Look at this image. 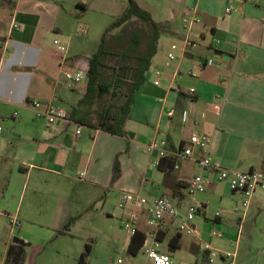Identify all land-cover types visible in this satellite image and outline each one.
Returning a JSON list of instances; mask_svg holds the SVG:
<instances>
[{"label":"crops","instance_id":"obj_1","mask_svg":"<svg viewBox=\"0 0 264 264\" xmlns=\"http://www.w3.org/2000/svg\"><path fill=\"white\" fill-rule=\"evenodd\" d=\"M117 1L121 15L128 0H0V264H77L88 242L71 227L59 234L72 216L70 196L77 192H116L108 213L117 217L122 192L165 193L184 207L197 164L184 160L165 174L154 164L157 154L146 152L154 137L164 138L170 149L189 145L193 134L207 137L208 145L193 147L192 158L208 153L229 169L264 172V0H135L162 31L133 96L126 136L95 128L90 117L99 111L85 96L88 58L119 16L113 13ZM134 21L142 20L132 17L107 32V50V36H118L116 29ZM130 37L136 40L138 34ZM184 39L195 45L185 47ZM171 51L174 59L168 58ZM73 71L84 76L68 88L64 73ZM32 100L61 107L67 117L48 123L35 116ZM116 157L120 175L110 185ZM203 176L210 182L195 193L203 205L192 221L196 234L182 241L181 233L174 251L167 243L161 247L178 232L176 221L167 217L161 250L179 264H217L226 258L211 257L206 243L227 251L229 239L238 235V241L264 249V189H256L249 205L236 213L233 206L243 196L224 181L210 180L207 172ZM27 187L31 194L24 203ZM11 217L19 227L11 229ZM145 219L142 214L138 222L143 231L149 229ZM211 230L224 236L210 237ZM86 264L92 263L86 258Z\"/></svg>","mask_w":264,"mask_h":264},{"label":"built area","instance_id":"obj_2","mask_svg":"<svg viewBox=\"0 0 264 264\" xmlns=\"http://www.w3.org/2000/svg\"><path fill=\"white\" fill-rule=\"evenodd\" d=\"M230 11V7L225 9L226 13ZM183 21L185 24L189 22L187 18ZM213 42L217 45L220 40L214 38ZM183 43L185 47H192L195 45V43L189 39H184ZM58 47L61 51L65 50L63 45ZM175 49L176 44H171V50ZM168 58L174 59L175 54L172 51L169 52ZM159 73L160 72L157 70L156 74L158 75ZM64 76L66 78L67 87L73 88L84 75L80 71H73L65 72ZM153 83L158 85L159 80L155 79ZM188 92L193 93L194 88H189ZM31 105L35 116L44 117L48 123H53L58 119H65L67 117V113L63 108L54 106L51 103L32 100ZM1 129L0 126V131ZM76 133H79V129L76 130ZM189 143V145H184L179 149H170L167 147L164 138L154 137L146 144V152L149 155L152 153L157 154V159L154 162L156 166L159 159L163 157L174 160V169H177L179 163L184 160L194 159L196 162L198 172L189 180L184 207H181L178 201L165 193L152 197H147L139 192H122L120 194L118 207L122 210V215L120 217L123 221L122 227L128 231L130 235L140 230L138 228V222L142 214L146 215L145 222L149 229L144 231L145 238L140 249L144 256V261L140 264H179L168 252L161 250L160 240L157 239V235L162 231L163 222L167 217L176 221V227L179 233L187 235L196 234L192 221L194 216L201 211L203 205L196 201L195 193L199 190H205L207 184L210 182L203 176V172H207L211 176L210 180L224 181L230 191L239 193L243 196V198L233 206V211L236 213L242 211L249 205L250 197L256 189H264V172L254 169L246 171L229 169L218 162L212 161L208 153H203L201 156L192 158L193 147L201 143H207L208 145L209 138H200L193 134L189 139ZM218 214L219 212H216V215ZM9 225L11 229L14 227L17 228L20 226V221L15 217H11ZM209 236L220 238L222 237V233L220 231L211 230ZM229 242L235 247L238 243V235L236 238H231ZM204 249L212 250L209 252L211 257L220 256L228 258L234 256V253L230 251L211 249L209 243L204 245ZM118 262H120V259H118Z\"/></svg>","mask_w":264,"mask_h":264},{"label":"trees","instance_id":"obj_3","mask_svg":"<svg viewBox=\"0 0 264 264\" xmlns=\"http://www.w3.org/2000/svg\"><path fill=\"white\" fill-rule=\"evenodd\" d=\"M132 17H137L147 22L151 27V33L146 45L145 52L140 54L136 52L139 45V36L136 40L130 37L128 47L120 52L109 51L105 45V36L108 31L124 24ZM162 27L154 22L148 11L141 8L135 0H128L123 13L112 21L101 35L97 50L88 58L87 82L85 96L91 101V104L98 102L101 98L106 99L103 110L99 113V121L93 124L95 128L108 133L126 136L124 129L131 106L133 96L139 90L144 81V73L148 69L151 58L156 52L158 38ZM111 56L115 57L117 62H110ZM174 160L168 157L159 159L157 168L165 174L172 171ZM120 168L117 157L114 160L113 173L110 179V185L119 177ZM75 217L71 216L59 234H64L69 230ZM145 238L143 230H137L129 238L126 252L129 255H137L141 249ZM163 232L157 235L158 240H163ZM181 233L177 232L167 241L170 251L180 247ZM91 251V245L85 243L84 250L78 258L77 264H86V258Z\"/></svg>","mask_w":264,"mask_h":264},{"label":"rangeland","instance_id":"obj_4","mask_svg":"<svg viewBox=\"0 0 264 264\" xmlns=\"http://www.w3.org/2000/svg\"><path fill=\"white\" fill-rule=\"evenodd\" d=\"M117 3L119 4H115L113 13L119 15L121 12L120 6L122 4L120 1H117ZM115 31H119L118 36H113L110 34L107 36V47L109 50L114 52L125 50L130 42L131 34L136 33L139 36V45L136 49V52L138 53L145 50L149 39V34L151 32V27L147 22L139 21L138 23L137 21H134L133 24H126L123 27V31L120 29H116ZM92 36H94L93 31ZM109 61L115 63L119 60H115V57L111 56ZM105 103L106 99L101 98L93 105V109L98 110V113H101ZM90 119L93 121V124H97L100 119L99 114L94 113ZM84 130H86V128H84ZM12 155L13 154L11 153V158ZM141 191L142 194H147L145 190ZM30 194L31 189L29 187L25 189V192L22 191V201L24 203ZM106 194V189L92 191L91 194L87 195H82L81 192L72 194L70 196V206L72 210V216L75 217V219L71 223L70 227L75 234L85 238L86 242L91 245V251L87 257V260L90 263L140 264L144 260V256L141 251H139L135 256L129 255L126 252L124 242L125 238L128 237V232L122 227V219L116 215L108 213V211H112L113 204H116V192L111 191L108 195ZM42 231H45V229ZM221 233L222 236H224V233ZM188 239H190V237H188L187 234L182 235V241ZM166 243L167 241L164 239L161 242V247L165 248ZM228 243L229 246L227 251H236L234 258L228 257L224 263L218 262L217 264H232V260H234V264H258L261 259H264L263 247H252L247 242L243 240L241 241L240 239L237 243L239 248L238 245L234 247L230 244V242ZM118 259H120V262H118Z\"/></svg>","mask_w":264,"mask_h":264}]
</instances>
